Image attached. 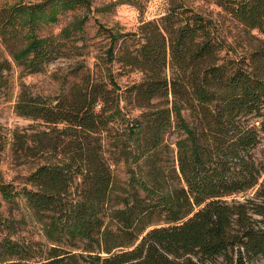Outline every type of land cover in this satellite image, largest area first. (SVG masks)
<instances>
[{"label": "trees", "instance_id": "1", "mask_svg": "<svg viewBox=\"0 0 264 264\" xmlns=\"http://www.w3.org/2000/svg\"><path fill=\"white\" fill-rule=\"evenodd\" d=\"M205 1L218 9L174 1L131 33L99 24L111 38L107 63L118 59L143 75L124 92L111 67L105 76L86 71L54 96L20 82L15 111L36 123L12 144L32 169L21 186L0 180V194L6 202L25 199L44 241L4 237L0 263L264 259V162L254 151L264 141V0ZM79 6L86 13L59 33L38 34ZM92 6L2 5L0 37L11 59L0 49V90L13 94L14 64L38 73L64 56ZM128 35L139 46L118 56ZM129 108L139 115L128 117Z\"/></svg>", "mask_w": 264, "mask_h": 264}, {"label": "rangeland", "instance_id": "2", "mask_svg": "<svg viewBox=\"0 0 264 264\" xmlns=\"http://www.w3.org/2000/svg\"><path fill=\"white\" fill-rule=\"evenodd\" d=\"M18 1L36 3L42 0H0L2 5ZM184 2L203 12L218 9L205 0H93L92 12L84 24L83 33L74 34L65 49V55L49 62L44 71L27 73L17 64L13 65L10 79L13 82V94L0 90V180L14 182L21 186L22 179L31 171L32 163L22 153L13 150L14 135H22L34 125L31 119L19 116L15 111V100L19 92L20 82H25L30 88L44 95L54 96L66 91L74 82L79 81L86 71L94 76H105L108 67L115 74V78L122 88H126L142 80V73L128 66H123L116 59L112 64L107 63L106 53L111 38L107 33H99V24L112 28L115 32L131 33L138 29L143 21L158 18L168 12L172 2ZM86 13L83 6L61 13L59 20L53 24H41L37 32L39 35L59 33L62 28ZM139 46L134 36L122 37L117 44L119 56L126 47L134 49ZM3 55L9 59L10 53L1 43ZM126 105V102H122ZM130 107V106H129ZM130 109V108H129ZM127 111V109H125ZM128 113V112H127ZM138 109H130L128 117L139 115ZM177 135L176 130L169 134L171 140ZM256 155L264 162V141L254 149ZM121 169V168H119ZM120 171V170H119ZM0 240L10 237L13 240L29 242L31 240L44 241L41 226L36 222L31 210L27 207L24 198L15 202H6L0 194ZM10 263V260L8 261ZM3 264V263H0ZM255 264H264L260 259Z\"/></svg>", "mask_w": 264, "mask_h": 264}]
</instances>
